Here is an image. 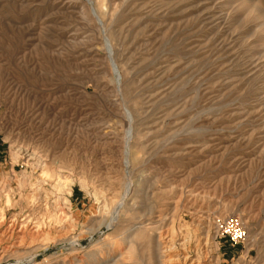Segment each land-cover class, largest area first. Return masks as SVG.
I'll list each match as a JSON object with an SVG mask.
<instances>
[{
  "label": "rangeland",
  "instance_id": "rangeland-1",
  "mask_svg": "<svg viewBox=\"0 0 264 264\" xmlns=\"http://www.w3.org/2000/svg\"><path fill=\"white\" fill-rule=\"evenodd\" d=\"M204 219L264 264V0H0V221L39 230L0 264H153Z\"/></svg>",
  "mask_w": 264,
  "mask_h": 264
},
{
  "label": "bare ground",
  "instance_id": "bare-ground-1",
  "mask_svg": "<svg viewBox=\"0 0 264 264\" xmlns=\"http://www.w3.org/2000/svg\"><path fill=\"white\" fill-rule=\"evenodd\" d=\"M30 157V156H29ZM71 180V179H70ZM132 184L129 183L126 192H121L118 195L117 203L115 206V211L111 213V220L108 222L107 226L111 229H116L120 226L121 212L126 209L129 203V197L132 193ZM110 189V188H109ZM128 190L129 193H128ZM146 191V190H145ZM71 192V191H70ZM89 193V192H88ZM70 195V194H69ZM117 195V193H116ZM114 196V195H113ZM116 197V196H114ZM7 200V199H6ZM116 201V200H115ZM185 201V200H184ZM143 202V201H142ZM131 208V207H130ZM129 208V209H130ZM103 209V208H102ZM128 209V208H127ZM129 211V210H128ZM110 212V211H109ZM101 213V212H100ZM105 213H107L105 211ZM164 214V213H163ZM160 215V214H159ZM164 216V215H163ZM110 217V216H109ZM160 217V216H159ZM67 218V217H66ZM158 218V217H157ZM144 219V218H143ZM163 219V217H162ZM149 219H147L148 221ZM158 220V219H157ZM30 221V220H29ZM142 221V218H141ZM140 221V223H141ZM164 220H162L163 222ZM176 221V220H175ZM200 228L194 233V235H189L187 232L178 231L177 226H170L167 228L161 227L159 231L155 234H150L148 238L150 245H152L151 259L153 264H211L214 252L217 251V244L213 241L210 225L208 220H202ZM159 222V221H158ZM157 222V223H158ZM201 222V221H200ZM167 223V222H165ZM164 223V224H165ZM176 223V222H175ZM122 224V223H121ZM146 224H148L146 222ZM153 224V223H152ZM161 224V223H160ZM173 224V223H172ZM213 224V223H212ZM35 225V224H34ZM163 225V224H162ZM166 225V224H165ZM129 226V225H128ZM214 226V225H213ZM30 227V226H29ZM132 227V226H131ZM135 227V224H134ZM140 227V226H139ZM138 227V228H139ZM50 229V228H49ZM83 229V228H82ZM133 230V228H129ZM128 229V230H129ZM140 229V228H139ZM197 229V228H195ZM88 230V229H87ZM92 230V229H90ZM124 230V229H123ZM127 230V229H126ZM137 230V229H136ZM154 230V229H153ZM187 230V229H185ZM54 231V230H53ZM193 231V230H192ZM0 237H7L11 239L12 237H17L21 241L28 234L35 233L39 234V230L33 231L28 229L25 223H20L19 221H11L9 224L5 225V221H0ZM84 232V230H83ZM133 232V231H132ZM198 232V233H197ZM85 233V232H84ZM134 233V232H133ZM145 232H143L144 234ZM190 233V232H189ZM192 234V233H191ZM199 234V235H198ZM134 235V234H131ZM33 236V235H32ZM14 237V238H15ZM29 238V237H28ZM105 238V237H104ZM118 238V237H117ZM15 239V240H17ZM102 239V238H101ZM14 240V239H13ZM26 240V239H25ZM144 240V239H143ZM142 240V241H143ZM3 242V241H2ZM14 242H12L13 244ZM25 243V242H24ZM23 243V244H24ZM11 244V243H10ZM17 244V241H16ZM139 244V243H138ZM14 245V244H13ZM116 245V244H115ZM129 245V244H128ZM8 246V245H7ZM18 246V245H16ZM137 246V245H136ZM113 247V246H112ZM121 247V244H117V248ZM110 248V247H109ZM128 248V247H127ZM126 248V249H127ZM138 248V246L136 247ZM141 248V247H140ZM5 249V248H4ZM10 249L7 247L2 254H0V261L4 255ZM15 250V249H14ZM104 250V249H103ZM106 250V249H105ZM108 250V249H107ZM138 250V249H136ZM145 250V249H144ZM101 251V250H100ZM121 251V250H120ZM14 252V251H13ZM80 252V251H79ZM105 252V251H104ZM108 252V251H107ZM112 252V251H111ZM139 252V251H138ZM143 252V251H142ZM145 252V251H144ZM147 252V251H146ZM96 253V251H95ZM123 253V252H122ZM119 254L118 257L110 258V256H102L99 264H123L125 256ZM78 254V253H77ZM139 254V253H138ZM145 254V253H144ZM92 255V254H91ZM113 255V254H112ZM146 255V254H145ZM141 256V254H140ZM81 257V256H80ZM83 257V256H82ZM86 257V256H85ZM137 257V256H136ZM144 257V256H143ZM95 258V257H94ZM147 258V257H145ZM84 259V258H83ZM143 259V258H142ZM86 260V259H85ZM88 260V259H87ZM147 260V259H146ZM78 261V260H77ZM80 261V259H79ZM142 261V260H141ZM144 261V260H143ZM148 261V260H147ZM145 261V262H147ZM75 262V261H74ZM88 262V261H87ZM82 263V262H81ZM143 263V262H142ZM151 263V262H150ZM86 264V263H85Z\"/></svg>",
  "mask_w": 264,
  "mask_h": 264
},
{
  "label": "built area",
  "instance_id": "built-area-1",
  "mask_svg": "<svg viewBox=\"0 0 264 264\" xmlns=\"http://www.w3.org/2000/svg\"><path fill=\"white\" fill-rule=\"evenodd\" d=\"M226 227L229 228L228 226H226ZM227 228H226V229H227Z\"/></svg>",
  "mask_w": 264,
  "mask_h": 264
}]
</instances>
